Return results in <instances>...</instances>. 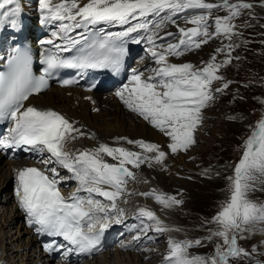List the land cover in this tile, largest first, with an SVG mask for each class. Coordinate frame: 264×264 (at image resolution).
Masks as SVG:
<instances>
[{
  "label": "snow or ice",
  "instance_id": "6c2138e0",
  "mask_svg": "<svg viewBox=\"0 0 264 264\" xmlns=\"http://www.w3.org/2000/svg\"><path fill=\"white\" fill-rule=\"evenodd\" d=\"M252 7L243 0L238 3L230 0L221 3L207 0H87L86 3L81 0H39L41 23L57 25L58 31L52 36L62 40L63 45L52 39L44 41L53 45L54 50L43 56V74L39 76L33 72V57L29 50L16 49L7 58L6 70H0V121L8 122L10 126L6 134L0 133V152L23 150L41 156L48 154L46 159L39 161L45 166L43 170L24 167L15 172V195L19 208L26 213L28 225L34 226L39 235L61 237L66 242L45 244V251L52 253L63 249L65 259L72 253L88 256L99 251L110 224L113 221L120 223L125 216V209L119 207V201L131 195L126 186L130 179H135V174L129 166L162 165L167 154L159 145L142 140L127 141L139 147L140 152L100 144L95 149L73 153L66 150V144L83 133L63 115L26 106L25 102L47 89L49 79L61 69H78L81 73L87 69H110L118 73L128 55L129 39L132 43L146 40L158 67L151 69L152 75L147 77L133 69L129 85L117 91L116 96L169 138L167 147L172 153L187 151L196 142L194 131L202 120V109L215 98L211 85L222 79L217 72L230 63V59L216 63L213 55L203 68H196L190 63L170 64L168 56L183 55L184 51L198 49L201 44L222 35L231 39L235 34L231 22L241 10ZM190 9L201 10L200 14L185 18V22L194 27L185 29L177 25L178 43H170L157 51L160 47L156 44L159 31L169 23L176 24L175 18ZM214 9H225L227 15L216 16L210 24ZM20 16L18 0H0V29L6 26L16 29L21 23ZM102 24L130 26L121 32H105L103 27L91 30ZM213 25L214 31L210 32ZM76 29L84 30L78 34L79 38L70 35ZM140 32L145 35L140 36ZM133 33L137 36L133 37ZM226 47L231 49L232 46ZM216 51L220 53L225 49ZM61 83L68 86L76 81L64 79ZM227 87L225 83L223 88ZM221 91L222 88L215 89V92ZM106 156L116 163H108ZM48 165L66 169L71 173L68 178L77 182L76 191L69 197L62 195L58 187L63 178L57 167L49 168ZM258 178H264V119L257 123L246 140L234 176L230 177V197L213 217L217 230L207 239L211 241L218 237L222 243L216 244L210 256H189L188 249L200 246V240L175 241L170 238L166 264H233L235 258L247 256L249 253L238 245L237 233L246 231L257 221H264V205L248 198V192ZM80 192H86L88 196L81 197ZM139 195L154 198L164 208L182 203L174 196L155 190ZM137 218L152 222L144 224V232L153 227L158 233L172 230L145 207L138 209ZM139 238L138 235L134 237Z\"/></svg>",
  "mask_w": 264,
  "mask_h": 264
},
{
  "label": "rangeland",
  "instance_id": "374dc122",
  "mask_svg": "<svg viewBox=\"0 0 264 264\" xmlns=\"http://www.w3.org/2000/svg\"><path fill=\"white\" fill-rule=\"evenodd\" d=\"M217 2L221 3L222 0ZM230 2L238 3L240 0ZM243 2L251 3L253 7L241 10V14L231 22L235 26V34L231 39L223 35L213 38L209 40L211 43L202 44L196 51L197 54L194 55L196 59L192 57L194 62L183 61L196 68H203L213 55L216 56V63H222L226 58L230 59V63L217 72L222 79L214 81L211 85L214 102L212 105L210 101V104L202 109V120L194 131L196 142L187 151L173 154L167 152L170 157L167 159L172 158L168 163V170L176 175L183 173L182 177L191 182L190 192L185 188L178 189L168 179L171 173L169 171L165 174L166 180L162 182L166 191L174 193L172 196L182 201L181 204L171 207L170 211L177 219L178 228L181 229L182 238L179 241L202 242L200 246L188 249L189 256H210L214 253L216 244L222 243L218 237H213L211 241L207 239L217 230V225L212 222L213 217L230 197V177L234 176V168L243 155L246 140L257 123L264 119V0ZM224 15H227L225 9H214L210 24H213L216 16ZM250 23L252 29L245 27ZM209 31H214V25ZM215 42L219 43L212 44ZM229 44L232 46L231 49L226 47ZM210 46L212 54L205 60L203 53ZM220 47L228 50L217 53L216 50ZM183 62L179 64H184ZM225 83L228 84L227 88H223ZM216 88H222L223 91L215 92ZM212 162L217 169L215 176ZM176 167L180 172L175 173ZM189 193L193 195L187 196ZM248 198L258 205H264V178H258L253 183ZM263 223L264 221H257L248 226L246 231L237 233L238 245L249 254L235 258L233 264H264ZM166 242L167 238H162L157 249L160 247L158 250L161 251ZM9 248L10 251L15 250L14 246ZM12 254H16L15 251ZM159 254L167 256L165 251ZM16 261L17 256L14 257V262Z\"/></svg>",
  "mask_w": 264,
  "mask_h": 264
},
{
  "label": "bare ground",
  "instance_id": "6f19581e",
  "mask_svg": "<svg viewBox=\"0 0 264 264\" xmlns=\"http://www.w3.org/2000/svg\"><path fill=\"white\" fill-rule=\"evenodd\" d=\"M207 2L218 3L217 0H207ZM172 27L173 26H169L168 28ZM245 27L252 29V24L250 23ZM208 43H211V41ZM218 43L219 42H215L212 44ZM202 48H204V45ZM227 50L228 49H225L223 52H226ZM229 52L231 53V50H229ZM188 54L189 55L183 54L173 63H180L187 60L191 63L192 61L194 62V59H196L194 55H196L197 52ZM209 54H212L211 46L210 48H206L205 52L203 53V58L206 60ZM192 57H194V59ZM69 91L76 92L77 90L59 89L57 87H53L43 93L37 94L36 96H31L30 102L38 105L41 108L60 110L72 118H78L77 124L86 125L90 129L91 138L83 140L82 146L92 145L97 142H110L111 139L119 138L121 136H127L132 139L141 137L144 139L156 140L157 142H160V137L162 138V135H158L141 121H136L129 113L124 112L118 104L114 103L112 98L101 99L97 95L93 94V97L96 100L93 106H98L99 108L95 114L94 112H91V108L93 106L87 101L77 98L75 95L66 96L65 92ZM74 100L78 101L76 106L72 105ZM213 102L214 101H211L212 105ZM76 107H78L80 112H77ZM78 150H80V148H77V151ZM163 151H165L167 154L166 149ZM167 158H170L168 154L166 155V159L162 165H156L153 163V166L150 167L148 163H144L135 170V181L131 186V195H129L127 198L125 208L128 212H132V208L135 206L131 207L130 204L135 203L140 208L145 207L153 211L156 216L161 221H163L164 226L172 229L171 231H166L165 234H161L168 239L171 238L172 240L179 241L182 238V233H180L181 229H179L177 226V219L170 213L171 208L162 207L152 197L146 198L139 195V193L146 191L150 192L152 190H155L157 193H163L166 196L174 195V193L166 191L163 188L164 186H162V182L166 180L165 174H168V171L171 172L168 179L171 181V183H173L174 187L178 189L185 188L188 189L186 191H191L189 189L191 182L182 177L183 173H181L177 167L174 168L175 173L180 172L177 175L174 174L170 169L168 170V163L169 161H172V158L170 160ZM16 166L17 164L6 162L0 157V264H35L36 245L34 240L27 235V230L20 226L19 214L14 210L12 204H7V194L12 183L11 169H15ZM212 166L215 172L213 176H215L217 175V169L214 167L215 164H213V162ZM189 195L191 196L193 194H187V196ZM149 199H152L153 201ZM60 244L65 243L61 242ZM10 246H14L15 250L10 251ZM150 247L152 250L146 255L147 257H150V260H143L145 254H123L121 252L114 251L104 252L98 255V257L92 256L88 258L87 261L88 264H163L165 262V256H162L156 252L154 245H151ZM165 247L164 250L168 249L167 244H165ZM158 249H160V247ZM14 251L16 254H12ZM15 256H17L16 262H14ZM49 260L54 262V259L52 258H49ZM43 261L46 262V259ZM83 262L84 261H82V263Z\"/></svg>",
  "mask_w": 264,
  "mask_h": 264
}]
</instances>
